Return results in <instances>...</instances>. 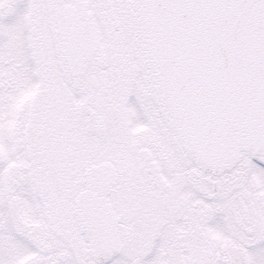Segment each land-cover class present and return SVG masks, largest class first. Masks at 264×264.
Segmentation results:
<instances>
[{
	"label": "snow or ice",
	"instance_id": "1",
	"mask_svg": "<svg viewBox=\"0 0 264 264\" xmlns=\"http://www.w3.org/2000/svg\"><path fill=\"white\" fill-rule=\"evenodd\" d=\"M0 264H264V0H0Z\"/></svg>",
	"mask_w": 264,
	"mask_h": 264
}]
</instances>
